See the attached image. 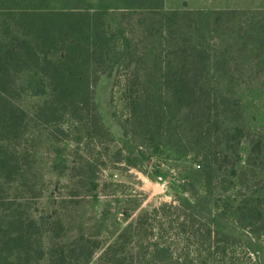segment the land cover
<instances>
[{
    "label": "trees",
    "instance_id": "obj_1",
    "mask_svg": "<svg viewBox=\"0 0 264 264\" xmlns=\"http://www.w3.org/2000/svg\"><path fill=\"white\" fill-rule=\"evenodd\" d=\"M117 1L129 2L116 8L108 0L0 2V264L61 263L67 245L55 234L64 227L71 231L72 220L56 215L47 221L46 214L56 211L55 195L45 194L42 207L33 210L27 202L33 195L5 193L11 187L35 192L39 171L53 173L68 163L55 149L56 137L73 130L75 117L84 115L93 131L105 128L95 86L107 73H122V100L137 128L136 152L142 154L140 147L149 142L175 137L181 146L188 140L189 160L199 169L192 170L187 212L178 221L192 236L181 232L180 240L236 238L229 217L221 218L218 197L233 181L250 189L246 181L264 169V127L254 128L241 104L242 90L264 83V9H166L163 0ZM35 133L46 139L31 151ZM87 155L79 166L84 172L105 156ZM235 155L238 160L228 163ZM87 179L85 185L98 188L95 176ZM241 185L229 194H238ZM227 197L234 221H260L264 230V191L254 199ZM142 216L117 238H140ZM74 237L71 251L78 249L83 259L75 264H89L96 250L83 224ZM119 240L102 249L98 263L147 264L161 257L158 247L146 258L140 246L133 252Z\"/></svg>",
    "mask_w": 264,
    "mask_h": 264
},
{
    "label": "rangeland",
    "instance_id": "obj_2",
    "mask_svg": "<svg viewBox=\"0 0 264 264\" xmlns=\"http://www.w3.org/2000/svg\"><path fill=\"white\" fill-rule=\"evenodd\" d=\"M17 1L19 0H0L4 4ZM31 1L32 4L48 6L56 5L57 0ZM108 2H111V8H116L129 1ZM152 2L147 0L146 4ZM163 5L166 9H264V0H163ZM121 76L122 73L117 77L109 73L104 74L95 86V102L105 128L98 125L93 131L84 125V115L75 117V121L72 120L73 130L56 137L55 149L68 157V163L60 165L53 173L46 169L39 171L41 177L38 176L37 179L41 181L35 192L18 191L11 187L5 194L33 195L34 197L27 200L28 206L33 210L42 207L45 194L55 195L56 211L46 214L47 221L52 222L56 215L72 220L71 231L64 227L55 234L57 242L67 245L66 251L61 255L60 264L83 262V259L80 260L78 249L73 253L71 251L77 242L74 236L79 230V223L85 226L86 236L96 250L89 264H100L98 256L102 249L119 240L118 233L128 222H132L135 229L140 213L143 214L138 234L141 237L136 238L131 233L119 242L127 250L133 248V252H137L140 246L146 258L148 253L151 254L154 248L158 247L161 257L155 256L152 262L147 264H264V230L261 222L251 224V221L238 218V221H234L231 205L227 202L228 195L241 200L254 199L258 192L264 191V169H257L253 179L246 181L245 184L251 186L250 189L238 181H233V187L243 186L236 191L238 194H229L232 187L223 190L218 197L221 218L227 220L229 217L227 224L231 226V233L236 238L221 236L218 240L216 236H212L197 240L193 236L190 240H180L181 232L192 236L191 228L182 231L183 228L178 227V221L183 219L187 212V203L183 202L191 196L186 188H190L192 170L199 167L189 160L190 148L187 139L181 146L175 137L159 144L155 141L149 142V147H140V150L144 151L142 154L136 152L134 141L137 142V128L122 100L119 81ZM263 86L264 83H258L241 92V104L245 107V114L257 129L264 127ZM46 128L48 127H43V130ZM30 137L31 151L46 139L38 133ZM179 147L184 148L181 158L177 153ZM240 150L244 158L247 153L245 143ZM45 151L43 147V152ZM99 151L105 156L100 157L96 165L90 167L86 164L88 169H85V172L79 168L83 162H87V153ZM235 159L238 160L236 155L228 163H233ZM28 161L33 165L34 157L30 156ZM35 175L37 174L32 177ZM91 176H95L98 188L91 189L90 184L85 185L87 177ZM96 194L98 198L95 197ZM61 198H64V201ZM84 203L87 207H82ZM145 256L142 255V258Z\"/></svg>",
    "mask_w": 264,
    "mask_h": 264
}]
</instances>
